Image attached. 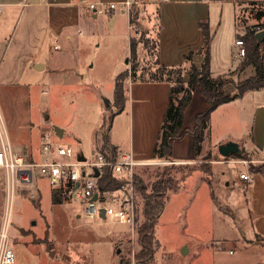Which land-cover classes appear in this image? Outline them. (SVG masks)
<instances>
[{"label":"rangeland","instance_id":"374dc122","mask_svg":"<svg viewBox=\"0 0 264 264\" xmlns=\"http://www.w3.org/2000/svg\"><path fill=\"white\" fill-rule=\"evenodd\" d=\"M100 9L98 6L94 11L89 6H83L82 14L86 16L70 29L72 38L68 40L64 35L56 38L61 48L55 49L50 42L45 44L46 53L54 52L60 56L61 71L52 74L51 80L44 72L36 78L28 74L25 76L32 81L30 88L0 86V113L6 130L12 143L15 130L24 145L21 149L14 145L15 151L28 155L33 153L32 147L39 146V129L37 126L32 128L36 124L28 120L38 123L39 117L45 114L50 117L46 119L44 116L45 124L66 130L59 144L71 146L76 152L86 150L88 157L90 148L95 151V146L97 149L100 147L99 126L116 109L114 98H111L116 73L123 71L126 64L130 67L127 54L129 36L149 41L157 36L156 25L146 26L142 20L149 16L143 8L139 9L140 23L129 25V10L122 13V7L118 6L115 14L111 15ZM259 10H264V1L240 6L237 13L240 33L251 30V26L264 24V18H255ZM235 41L230 44L229 54L238 50ZM149 46L150 49H146L144 43L139 42L136 63L140 68L155 70L156 58L151 53V42ZM261 47L264 55V44ZM126 60L129 62L126 63ZM238 64L222 74L238 79ZM187 73L188 66L183 70L184 77ZM239 106L243 115L235 106L216 112L210 120L207 137L212 143L216 136L232 131L241 138L236 142L243 152L251 155L245 140L251 130L252 118L246 104ZM10 119L16 124H12ZM0 127L3 128L1 120ZM49 129L45 130L54 133V128ZM211 146L203 148L196 162L176 164L169 170L174 178V189L166 192V211L155 225V239L160 243L155 253V264H264V246L256 245L259 244L255 242L258 240L256 236L249 243L245 235L248 234V217L244 213L242 196L238 194L241 191L225 181L232 173L236 182L241 183L240 171L244 164L219 163L225 158H242L237 155L224 158L219 153V145L214 149ZM254 158L259 160L264 157L259 155ZM256 160L255 163H258ZM158 167L157 164L137 167V173L142 174L149 189L156 179ZM197 169H202L204 179L196 177V174L181 190L187 175L193 173L189 171ZM34 176L33 182L15 179L11 203L6 171L0 168V191L5 189L6 193L4 198L0 195V231L9 215L8 230L15 264H120L123 257L130 260V264H136L134 255L140 249L138 221L136 229L132 230L119 222L86 218L83 205L73 193L64 189L59 194L58 203H54L53 188L49 182L36 172ZM141 208L139 198L140 218Z\"/></svg>","mask_w":264,"mask_h":264},{"label":"crops","instance_id":"0c3cea01","mask_svg":"<svg viewBox=\"0 0 264 264\" xmlns=\"http://www.w3.org/2000/svg\"><path fill=\"white\" fill-rule=\"evenodd\" d=\"M126 1L128 0H0V18L3 16L0 20V86L30 88L33 84L30 78L25 79L27 74L32 78H36L39 74L45 72L50 78L52 74L61 71V66L59 65L60 56L55 55L54 52L46 53L45 44L50 42L55 49H59L61 45L58 43L57 37L64 35L66 39L70 40L73 34L70 29L77 25L82 17L86 16L82 12L83 6H88V3H116L117 7H122V13H126L129 9L124 4ZM129 1L138 4L140 8L149 12V16L142 20L147 24L146 26L152 27L153 24L156 25L159 38V59L162 63L169 66L185 64V66L189 67L191 63L196 66L203 64L205 38L200 22H207L213 34L210 50L211 70L212 74L216 76L235 68L239 62L238 60L235 61L236 63L234 62L236 60L234 58L235 52L229 54V47L232 46L230 45L231 42L234 44V40L240 34L237 29V13L240 6L249 2L260 3L264 0ZM128 13L127 21L129 25ZM153 13L155 16H153ZM110 14H115V11L110 12ZM131 37L132 35L128 38L129 53ZM190 51L193 52L192 59L190 62H186L185 55ZM129 53H127L128 58L130 56ZM37 64L41 66L35 67ZM126 68L127 64L123 70ZM118 73L120 71L116 75ZM65 76L67 77V75ZM170 87L171 84L166 81L133 82L129 78L126 79L125 107L114 116L109 131V140L117 147L119 155L130 152L137 160L149 164H156L157 161H161L153 158V150L169 105ZM44 92L42 91V93ZM111 98H114V93ZM239 104H246L252 118L251 130L245 141L248 151L251 152V162L255 163V156L262 155L264 157V89L248 91L242 96L218 106L213 111L211 118L216 112H221V109L227 106L237 107L240 115H243ZM207 107L208 103L205 97L199 89H196L190 104L185 109L183 128L192 129L195 115L204 111ZM44 116L46 119L50 118L49 115L45 114L39 117L38 123L28 120L31 124H36H33L32 128L37 126L39 129V146L36 148L32 147L33 153L25 155L27 158L40 159L41 135L43 132H48L45 129L54 128V133H52L53 131L49 132L53 142L56 144H59V141L65 136L66 130L62 127L57 126L61 128L62 134L60 135L56 132L55 125L49 126L45 124ZM10 122L16 124L15 120L11 121L10 119ZM208 130L202 142L201 152L204 147L209 148L210 145L214 149L221 143L230 140H241L234 132L230 131L224 135L216 136L215 140H211L212 143H210L207 137ZM16 131L24 132L23 129H17ZM15 133L17 132L14 130L12 145H15L17 149H21L24 145ZM79 142H82V140H79ZM93 145L95 146V142ZM28 146L29 144L26 145V147ZM85 149L89 148L86 147ZM94 149L95 151L91 148L89 149V153L91 152L90 157L86 155V150L79 151L77 154L91 160L99 154L96 146ZM201 152L198 155L194 154V137L190 133L185 134L173 143V159L176 164L196 162ZM256 161L258 162L256 164L264 163V158ZM248 162V160H238L236 158L219 160L220 164L236 163L240 165V163H243L244 168L240 171V174H250L251 181H246L240 177L241 183L236 182L232 173H229V179L225 181H227V184L233 185L234 189L241 191L238 194L242 196L245 205L244 213L248 217V228L250 230L247 228L248 234L245 235L248 236L249 243L253 240V236H256L258 240L255 242L259 243L256 245L264 246V171H250L249 165H247ZM201 170H194L192 174L188 175L183 182L181 190L185 187L184 185L188 180L192 177L195 178L196 174V177L203 180ZM224 173L228 172L224 171ZM39 176L48 181L46 177ZM34 177L33 175V180ZM65 187H62L60 193L67 189ZM68 191L72 194L70 190ZM0 192V195L4 198L5 189ZM166 206L167 204L161 212L159 221L166 211ZM243 249L245 251L248 250V248Z\"/></svg>","mask_w":264,"mask_h":264},{"label":"trees","instance_id":"16d2710c","mask_svg":"<svg viewBox=\"0 0 264 264\" xmlns=\"http://www.w3.org/2000/svg\"><path fill=\"white\" fill-rule=\"evenodd\" d=\"M253 3V2H252ZM138 4H132L129 8V20L131 24H139L140 10ZM255 18L261 20L264 18V10H259ZM256 26V25H255ZM261 30L256 31L251 28L244 33H240V37L244 41L246 54L239 60L238 79L228 77L226 74H218L214 76L211 70V42L213 34L209 29L207 22L201 21L200 27L203 30L205 38L204 62L201 66L191 63L188 67L187 76L184 77V65L169 66L162 63L159 59V38L152 39H136L134 36L130 38V67L121 71L116 75L114 86V104L116 109L111 111L107 118L104 119L99 133L101 138L99 153L109 161H115L119 155L117 147L109 140V131L112 121L117 113H120L125 107V81L130 79L137 81H166L171 84L169 105L165 112L158 139L153 150V158L161 161H174L173 159V143L175 140L182 138L185 134L190 133L194 137V154L198 155L202 150V142L205 132L209 128L210 119L213 111L220 105L230 102L248 91L264 89V55L262 45L264 38L259 40L258 33L264 31V24H261ZM152 43V52L156 58V69H148L139 67L137 64L138 44L143 42L146 49H150L149 42ZM193 52L190 51L185 55V61L190 62ZM129 62V61H128ZM199 89L205 97L208 107L195 115L194 127L192 129H184V113L186 107L190 104L193 93ZM242 159L249 161V169L252 172L264 171V163L256 164L251 162L249 154L243 152L237 155ZM176 165L160 164L156 171V179L151 183V189L145 183L142 174H136V187L138 197L141 199V218L138 210V234L140 249L135 253L134 259L136 264H155V253L160 247V243L155 239V225L165 206L166 192L174 189V178L169 174V170ZM159 168H162L160 170ZM194 170H190L192 173ZM190 175V174H189ZM188 176V175H187ZM185 178V177H184ZM99 186L103 190H113L122 185L124 180L113 172L111 165L102 168L98 177ZM62 188L53 189V202L58 203L59 194ZM70 190V188H69ZM140 220V222H139ZM130 260L123 257L120 264H130Z\"/></svg>","mask_w":264,"mask_h":264},{"label":"built area","instance_id":"2783aa9c","mask_svg":"<svg viewBox=\"0 0 264 264\" xmlns=\"http://www.w3.org/2000/svg\"><path fill=\"white\" fill-rule=\"evenodd\" d=\"M124 4L130 8L133 3L128 0ZM88 6L94 11L100 6L101 12H111L117 8L116 3L90 2ZM251 27L256 31L261 30L260 25ZM235 44L238 50L234 53V58L239 61L245 56L246 49L244 41L240 37L236 39ZM0 120L3 127H0V168L6 171L7 193L11 203L15 179L18 178L22 182H31L36 172L46 177L53 189H59L63 186H66L68 190L70 188V191L83 205L86 218H97L103 222H119L131 227L132 230L136 229L139 197L135 176L138 166L149 165V163L137 160L130 152L118 155L115 161L107 160L101 153L94 159L80 160L79 155L71 146L54 143L50 132H43L41 135L40 159H30L14 150L1 113ZM171 163L175 162H156L158 165ZM106 165H111L114 174L124 180L120 187L113 190H103L99 186V176H95V170L98 169L101 172ZM240 177L246 181L252 179L249 173H241ZM102 213H104V216H102ZM8 228L9 215L6 216L3 228L0 231V264H15V255L10 246Z\"/></svg>","mask_w":264,"mask_h":264},{"label":"water","instance_id":"95a60500","mask_svg":"<svg viewBox=\"0 0 264 264\" xmlns=\"http://www.w3.org/2000/svg\"><path fill=\"white\" fill-rule=\"evenodd\" d=\"M258 38L259 40H262L264 38V31L258 33ZM128 62V60H127ZM38 66H41L39 64L35 65V67H38ZM55 130L58 134H62L61 132V128L59 127H55ZM218 150H219V153L220 155L224 156V157H227V156H230V155H241L243 153V150L240 146V144L236 141H227L225 143H221L219 146H218ZM79 159L80 160H85V157L83 156H79ZM100 175V171L98 169L95 170V176H99ZM96 198V196H95ZM102 216H104V213H102ZM53 255V254H52Z\"/></svg>","mask_w":264,"mask_h":264}]
</instances>
